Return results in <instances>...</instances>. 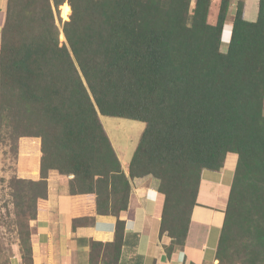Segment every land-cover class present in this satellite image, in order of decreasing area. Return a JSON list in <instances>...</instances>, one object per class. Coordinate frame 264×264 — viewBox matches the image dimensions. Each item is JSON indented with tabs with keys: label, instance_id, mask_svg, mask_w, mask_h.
Segmentation results:
<instances>
[{
	"label": "trees",
	"instance_id": "trees-1",
	"mask_svg": "<svg viewBox=\"0 0 264 264\" xmlns=\"http://www.w3.org/2000/svg\"><path fill=\"white\" fill-rule=\"evenodd\" d=\"M231 2L221 0L210 23L212 0H7L0 141L12 133L40 150L39 177L9 182L23 264H34L31 221L47 203L50 169L73 175L75 201L94 197L74 228L99 213L119 215L131 180L154 176L170 255L185 246L203 170L222 169L231 152L238 160L216 256L264 264V0L254 21L237 1L223 51ZM101 116L145 123L129 174ZM125 235L118 218L113 242L92 243L90 264H119Z\"/></svg>",
	"mask_w": 264,
	"mask_h": 264
},
{
	"label": "crops",
	"instance_id": "crops-1",
	"mask_svg": "<svg viewBox=\"0 0 264 264\" xmlns=\"http://www.w3.org/2000/svg\"><path fill=\"white\" fill-rule=\"evenodd\" d=\"M220 1L217 2L218 10ZM237 1L231 2L235 9ZM5 3L7 7V0ZM214 3L215 0H212L210 12ZM258 9L259 0H245L246 19L256 20ZM0 18L2 20V17ZM229 24L232 23L229 22ZM231 31L232 27L227 34L229 40ZM105 129L120 158L123 170L129 174L132 157L128 160L122 158L110 133L107 128ZM21 148H23V155L19 158L17 175L23 178H38L39 145L33 147L23 145L22 147L21 144ZM237 160L238 155L231 152L227 155L222 169L203 170L197 204L191 213L185 246L175 249L170 255L167 254V247L171 244L172 237L167 231L161 233L165 197L159 191V181L154 176L146 175L131 180L129 206L119 215L99 213L95 215L92 223H82L74 228V216L85 217L87 205L94 201V197L83 195L75 201L69 192V181L73 175L50 169L47 203L39 210L37 218L31 221L33 263L90 264L92 243L94 241L104 244L113 242L116 223L120 218L125 221L126 235L119 264H220L216 252ZM77 201L78 203H75ZM12 258V264H23L19 250Z\"/></svg>",
	"mask_w": 264,
	"mask_h": 264
},
{
	"label": "rangeland",
	"instance_id": "rangeland-1",
	"mask_svg": "<svg viewBox=\"0 0 264 264\" xmlns=\"http://www.w3.org/2000/svg\"><path fill=\"white\" fill-rule=\"evenodd\" d=\"M217 2L218 0H215L212 11L209 14L210 23H215L216 21L218 11ZM5 4V0H0V12H4L6 7ZM235 10V6L231 5L227 17L228 24L226 25L224 33L223 41H225V43L223 42L221 46L223 51L227 49L229 42L227 34L231 28L229 22H232ZM67 13V4H62L60 6L61 21L57 18V24L60 27V30H62V22L69 19L64 18ZM102 123L110 133L122 158L124 160L130 159L139 142L141 133L145 128V123L139 120L111 116H102ZM25 132L26 131H21V134ZM11 134L12 133H5L2 141H0V259L7 260L12 258V255L19 250V235L17 233V227L19 228V224L15 222V220H17L15 212L16 206L13 203L14 198L11 195L9 182L11 177L17 175L19 158L23 155L21 144L22 147L25 145L24 142H21V137H18L17 135L16 138H13ZM11 260H13V258Z\"/></svg>",
	"mask_w": 264,
	"mask_h": 264
},
{
	"label": "bare ground",
	"instance_id": "bare-ground-1",
	"mask_svg": "<svg viewBox=\"0 0 264 264\" xmlns=\"http://www.w3.org/2000/svg\"><path fill=\"white\" fill-rule=\"evenodd\" d=\"M228 23H226V25H227ZM230 26L232 27V24H230ZM225 28H226V26H225ZM225 30V29H224Z\"/></svg>",
	"mask_w": 264,
	"mask_h": 264
},
{
	"label": "clouds",
	"instance_id": "clouds-1",
	"mask_svg": "<svg viewBox=\"0 0 264 264\" xmlns=\"http://www.w3.org/2000/svg\"><path fill=\"white\" fill-rule=\"evenodd\" d=\"M232 23V22H231ZM226 26V25H225ZM224 29H225V27H224ZM0 34H1V32H0ZM222 41H223V38H222ZM224 42V41H223Z\"/></svg>",
	"mask_w": 264,
	"mask_h": 264
},
{
	"label": "water",
	"instance_id": "water-1",
	"mask_svg": "<svg viewBox=\"0 0 264 264\" xmlns=\"http://www.w3.org/2000/svg\"><path fill=\"white\" fill-rule=\"evenodd\" d=\"M0 30H1V27H0ZM223 33H224V31H223Z\"/></svg>",
	"mask_w": 264,
	"mask_h": 264
}]
</instances>
